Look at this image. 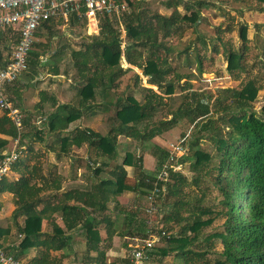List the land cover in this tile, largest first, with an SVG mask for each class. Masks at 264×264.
<instances>
[{"label":"trees","instance_id":"1","mask_svg":"<svg viewBox=\"0 0 264 264\" xmlns=\"http://www.w3.org/2000/svg\"><path fill=\"white\" fill-rule=\"evenodd\" d=\"M128 1L131 6L137 4V0ZM178 1L174 4L168 1L166 4L174 7L170 15L132 9L120 20L109 15L100 17L99 33L88 35V43L83 49L73 52L72 59L84 100L95 97L96 89L104 91L119 86L121 78L128 71L134 70L133 67L122 66L123 58L127 63L142 69L148 83L164 89L165 93L182 83L183 74L170 62L174 47L168 44L167 38L179 33L181 35L187 26L197 23L201 19L199 9L209 6L210 2ZM256 1L258 9L264 11V0ZM180 5L184 6L185 13L179 10ZM120 24L124 25L125 37ZM239 35L245 44L239 48H233L224 42L223 37H219L225 46L227 69L236 79L241 77V72L249 69L246 63V42L249 40L247 24L240 26ZM19 40L18 31L0 29V61L4 58L2 45L13 41L15 47ZM214 50L218 51V47L214 46ZM259 55L262 57L259 61L261 67H264V40L259 46ZM39 63L40 54L32 49L29 65L38 67ZM261 67L259 77H248L240 88H229L228 94L222 99L209 102L204 94L196 92L190 101L184 100L177 109L170 108L161 119H156L155 115L166 105L163 93L159 94L154 88L148 87L143 102L132 95H124L115 104L118 125L107 135H96L80 129L79 135L74 133L62 136V130L72 118L61 114L49 119L45 127L37 131L32 129L20 132L8 117L0 119V133L19 138L22 147H25V156L13 166V169L23 170L21 177L17 181H3L1 186V192L14 193L16 213L25 215L24 224L18 229L22 237L16 246L9 247L7 251L26 260V264H64L69 256L66 250L73 248L74 235L81 229L86 239L85 258L96 252L95 264H114L107 257V250L116 234L115 221L107 214L109 204L116 202L127 190L147 193L148 198L151 181L169 155V149L155 146L152 153L157 158V167L152 172L144 169L143 156L127 152L123 163L111 161L110 167L106 163V177H100L97 182L63 191L61 183L51 179L50 185L54 191L46 195V181L33 180L38 174V167L28 164L38 155V150L25 145L24 140L42 139L40 134L48 129L57 133L50 149H55V144H58L61 151L68 152L71 146L87 141L97 145L101 157L112 160L116 157L119 135L139 142L150 141L186 119L195 124L204 136L205 133L210 134L208 138L212 140L215 152L196 149L191 154L189 150L179 158L177 167L186 162V156L194 157L192 168L196 175L192 179L184 175L182 167L170 171L166 192L159 207H165L166 210L162 215L163 222L174 220L181 225V229L168 237L166 253L175 254L178 260L176 264H264V106L259 112L254 107L264 87V69ZM198 68L204 73L203 58L200 55ZM186 81L191 80L188 78ZM213 113H221L216 119L224 123L225 129L213 127L216 120ZM207 118L209 120L205 121ZM8 144L9 140L0 138V149L6 150ZM130 164L135 165L136 178L128 176L124 165ZM103 170L99 166L95 171L99 175ZM211 190H218L219 196H222L217 208L204 204ZM147 202L148 199L146 205ZM175 207L176 215L172 210ZM216 219L222 220L221 224L207 232L204 228L212 225ZM45 224L51 230H46ZM102 226L107 229L106 240L109 241L105 246H101ZM132 230L134 237L149 234L141 225L134 226ZM163 231L167 230H152L158 236ZM10 233V227L0 226V246H3L1 240ZM32 249L35 253L30 256ZM154 249L150 250L151 255Z\"/></svg>","mask_w":264,"mask_h":264},{"label":"rangeland","instance_id":"2","mask_svg":"<svg viewBox=\"0 0 264 264\" xmlns=\"http://www.w3.org/2000/svg\"><path fill=\"white\" fill-rule=\"evenodd\" d=\"M168 1H171L172 4L179 2L178 0H137V4L134 6L130 5L128 13H130L132 9H136L137 11L143 9L149 13L160 12L165 15H170L174 7H168V5H166L168 4ZM208 1L210 2L209 6L199 9L201 19L197 23L187 26L183 34L180 35L179 33L174 37L167 38L168 44L174 47V54L170 55L172 58L170 62L178 67L180 73L183 74L184 77L182 83L177 84L169 91V93H165L164 89L162 90L158 88L159 93H163L166 105L156 113V119H161L166 116L170 108L177 109L184 100L190 101L194 96L193 94L196 92L204 94L207 101L213 102L216 99H222L226 96L229 88H240L242 82L248 77H259V68L261 67L259 61L262 58L259 55V46L264 40V11L258 9L259 5L256 0ZM179 10L185 13L183 5L179 6ZM242 24L248 25L249 40L246 42L248 45L246 63L249 69L241 72V77L236 79L227 69L228 63L224 51L225 46L222 45L219 37H223L224 42L228 45H232L233 48L243 47L245 45L244 40L239 35V28ZM62 25V23H55L52 25L51 29L46 27L38 29L36 33V42L33 47V50L42 56L40 57L38 68L42 69L48 67L50 70H55L54 67L58 69L60 68L65 75V78L63 79L69 81L68 79L73 78L74 81L78 82L77 70L72 59L73 52L75 50H82L83 46L88 43L89 39L80 36L91 35L93 32L90 28H87L89 32L85 30V24L82 23H73L71 26L64 27ZM258 25H260V27H257ZM119 26L121 29L124 27V25L121 24ZM122 30L124 31L125 28ZM124 32L123 36L125 37L126 34ZM12 42L13 41H10L9 47L7 45L8 42L4 45L6 57L0 62V68L5 64L12 53L14 48ZM214 46L218 47V51L214 50ZM198 55L203 58V66L205 68L204 73H201L198 68ZM122 66L127 68L124 58L122 59ZM28 69H30V65ZM261 69H264V67H261ZM188 78H190V82L186 81ZM262 84L264 86V82H262ZM150 86L147 77L143 74L142 69L139 68H134V70L128 71L121 78V81H119L120 90L128 91L127 94L134 96L142 102L144 101L145 89ZM12 103L15 105L14 102ZM263 106L264 87L260 91L257 101L254 103V107L258 112ZM220 114L221 113H213L212 115L216 119ZM207 120H209V118L205 119V121ZM37 127L39 129L45 127L44 122L38 124ZM213 127L223 130L224 123L221 120L216 119L213 123ZM46 133L47 132L44 134L42 133V139L37 138L35 141H29L28 139L25 141V145L33 146L35 151L38 150V155L33 158L36 161L51 159V154L48 150L50 149V144L46 141ZM184 136L189 139L191 154L196 149H202L209 153L215 152L212 140L208 138L210 134L205 133L204 136L203 133L198 131L195 124H191L186 119L181 120L175 128V133L172 136H162L164 142L158 139L157 141L161 142L162 145H164V148L167 149L170 142H177ZM155 145H157V142L153 140L137 142L135 139H131L130 143L122 142L120 144L119 149L116 150V157L114 158L117 162L123 163L124 155L122 154H125V151L132 152L136 155L142 152L143 156L145 152H152ZM138 147L142 148L140 152H138ZM28 154L29 152L27 153V156ZM186 158V162L181 165V170L187 178L192 179L193 176L196 175V171L192 168L194 157L188 155ZM204 182L205 181H203V183ZM221 198L222 196H219L218 190L208 191V194L204 199V204L209 207L217 208L218 202ZM144 205L146 206V204ZM165 211V207L158 206L157 211L150 216L143 208L139 211L137 217H133L132 219V224L141 225L147 231L151 229L167 230V236L155 246L149 264H176L178 261L174 253H166L165 250L169 246L168 237L179 232L181 225L174 220L164 223L162 215ZM126 221H129L130 223L128 218ZM221 222L222 220L216 219L212 225L207 226L204 229L207 232H210L220 225ZM5 224L6 220L3 219L0 221V226H4ZM19 226L20 223L15 224V233L12 235V242L14 243L19 242L22 237L18 231ZM44 228L46 230H51V227L48 224H45ZM147 231L144 233H147ZM131 244L130 241L127 247V257L130 253ZM85 248L86 245L81 246L80 249L77 250L76 255L79 259L83 258ZM125 264H128V262Z\"/></svg>","mask_w":264,"mask_h":264},{"label":"crops","instance_id":"3","mask_svg":"<svg viewBox=\"0 0 264 264\" xmlns=\"http://www.w3.org/2000/svg\"><path fill=\"white\" fill-rule=\"evenodd\" d=\"M74 22L85 24V30L88 31L89 28L86 22L79 21L76 18H71L68 21L63 18H53L47 22V26L42 24L41 27L51 29L52 25L55 23H62L63 27L71 26ZM87 36L80 37L86 39L88 38ZM7 42H5V44L7 43L9 47L10 41ZM4 45H2V50L4 53L3 56L5 58L6 52H4ZM40 57L42 56L40 55ZM124 60L127 64L126 67L137 68L127 63L125 58ZM2 61L3 60L0 62ZM54 68L55 70H50L48 67L40 69L30 65V69L22 74L19 80L7 86V93L12 102L15 103L14 106L18 107L22 112L23 122H25L23 131L32 129L39 130L37 127L38 124H42L43 122L46 124L49 119L53 118L57 114H61V116H71L72 118L68 126L62 130V136L73 135L74 133L79 135L82 129L93 132L96 135H107L109 132H111L112 128L118 125L115 104L120 97H124V95H130L127 94L128 91L120 90L119 86L106 88L104 91L101 89H96L95 97L84 100L80 92L79 82L74 81L73 78L68 79L69 81L63 79L65 78V75L61 69L56 67ZM150 87L154 88L159 93L158 86L151 85ZM6 117L11 119L6 111L0 109V119H4ZM176 127L177 126L165 131L160 135H156L154 139H152L153 141L157 142V145L155 146L164 147V145H162L161 142H158L157 139L164 142L162 136H172L175 133ZM43 128L41 127V129ZM45 132H47L46 141L51 144L55 140L57 133L48 129H46ZM40 135L42 136V134ZM0 138L9 140L6 150L0 149V155L9 152L17 144V140L10 135L0 133ZM34 138H37V136H34ZM131 139L134 138L125 135H119L117 150L119 149V146L122 142L130 143ZM25 141L26 140H24V142ZM136 141L138 142V140ZM173 142H170V144ZM137 149L138 152H140L142 148L138 147ZM48 150L51 154L50 160L36 161L35 159H31L28 162L30 166L36 165L39 170L38 174L34 176L33 180L46 181L47 185L46 190L44 191V194L46 195L51 194L54 191L52 189L53 186L50 185L51 179H55L57 183H61L63 191L77 187H85L97 182L100 177H106V163H109L110 167L111 161L113 163L117 162L114 157L112 160L106 157H101L98 154L97 145L89 144L87 141H83L80 145L71 146L68 152L61 151V148L58 144H55V149ZM124 153L125 154L122 155H124L123 157L125 159L127 151ZM137 156H142V152L137 154ZM143 159V166L145 170L152 172L156 170L157 158L152 152H145ZM99 166H102L104 170L101 174L97 175L95 170L96 167ZM124 166L128 171V176L131 178H136L137 172L135 165L130 164ZM22 171L12 168L9 174L5 177L4 182L19 180ZM142 193L143 192L139 193L136 191L127 190L118 197L116 202L109 204V210L107 211V214L110 215L115 221L114 228L116 229V234L114 235L112 243L109 245L107 250V257L108 260L114 262V264H125L128 262L126 255L129 238L133 237L132 228L134 226H138L132 224V219L133 217H137L139 211L144 208V204H146L147 201V193ZM16 210L17 204L15 202L14 193L10 191L1 192L0 221L3 219L6 220L4 227L11 228L10 235L4 237L1 240L3 247L6 249L9 247H14L18 244V242H12V235L15 233V224L20 223L21 226L24 224L25 215L23 213L17 214ZM172 210L177 214L176 207L172 208ZM127 218L130 220V223L129 221H126ZM59 223H62V220H59ZM101 236L103 239L101 246L109 244V241L107 242L106 240L108 236L107 229L104 226H102L101 229ZM72 241L73 248L70 249V251H66L69 256L64 260V264L96 263V252H92V255L87 256V258H85V250L83 253V258L79 259L76 255L77 250H79L81 246L86 245V239L81 229L76 231ZM34 253L35 251L32 249L29 255L33 256ZM23 261L26 263V260Z\"/></svg>","mask_w":264,"mask_h":264},{"label":"built area","instance_id":"4","mask_svg":"<svg viewBox=\"0 0 264 264\" xmlns=\"http://www.w3.org/2000/svg\"><path fill=\"white\" fill-rule=\"evenodd\" d=\"M129 10L128 0H0V29L11 28L20 33L19 42L13 48L9 59L0 68V109L7 112L20 132L24 129L23 115L12 103L7 93V86L19 80L29 68V56L39 27L53 18H63L67 21L76 18L86 22L94 34L99 33V20L102 15L115 16L120 20ZM124 33L126 34V31ZM16 140L15 147L0 157V193L5 177L15 163L25 156L19 138ZM168 149L167 160L151 181L152 187L145 206V212L150 216L157 211L160 200L166 192L171 169L181 168L177 167V161L190 150L189 139L184 136L179 141L171 143ZM148 233V236L129 238L132 244L127 257L128 264H149L150 250L155 248L163 236H167L166 231H163L161 236L155 235L152 229L148 230ZM0 264L26 263L0 246Z\"/></svg>","mask_w":264,"mask_h":264}]
</instances>
